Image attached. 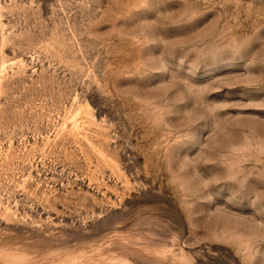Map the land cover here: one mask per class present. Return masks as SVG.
Instances as JSON below:
<instances>
[{"label":"rangeland","instance_id":"1","mask_svg":"<svg viewBox=\"0 0 264 264\" xmlns=\"http://www.w3.org/2000/svg\"><path fill=\"white\" fill-rule=\"evenodd\" d=\"M0 264H264V0H0Z\"/></svg>","mask_w":264,"mask_h":264}]
</instances>
